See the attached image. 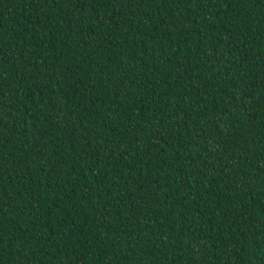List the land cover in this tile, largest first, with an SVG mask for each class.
<instances>
[{"label": "trees", "instance_id": "obj_1", "mask_svg": "<svg viewBox=\"0 0 264 264\" xmlns=\"http://www.w3.org/2000/svg\"><path fill=\"white\" fill-rule=\"evenodd\" d=\"M0 264H264V0H0Z\"/></svg>", "mask_w": 264, "mask_h": 264}]
</instances>
